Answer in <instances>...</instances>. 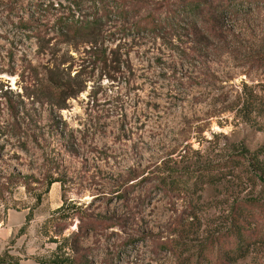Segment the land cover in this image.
<instances>
[{
    "label": "rangeland",
    "instance_id": "rangeland-1",
    "mask_svg": "<svg viewBox=\"0 0 264 264\" xmlns=\"http://www.w3.org/2000/svg\"><path fill=\"white\" fill-rule=\"evenodd\" d=\"M143 1L179 10L176 0ZM67 5L0 0V263L184 264L218 227L227 197L257 191L220 183L189 194L168 181L238 146L264 147V118L247 123L238 112L243 86H264V68L254 64L264 51V10L234 5L219 25L225 38L209 40L191 39L182 24L157 37L116 34L136 18L112 19L103 39H120L105 45L120 47L122 74L111 81L85 69V90L55 112L21 96L28 67L53 58L37 37L61 39L57 18L90 14ZM66 48L53 49L60 56ZM232 264H264V245Z\"/></svg>",
    "mask_w": 264,
    "mask_h": 264
},
{
    "label": "trees",
    "instance_id": "trees-1",
    "mask_svg": "<svg viewBox=\"0 0 264 264\" xmlns=\"http://www.w3.org/2000/svg\"><path fill=\"white\" fill-rule=\"evenodd\" d=\"M67 4L68 8L71 7L76 12L88 10L90 14L75 19V12L72 11L74 14L69 17L57 18L54 25L55 36H61V39L37 37L36 44L39 50L45 48L42 55H52L53 58L52 60L46 58L28 67L30 81L25 83L26 87L21 96L26 100L31 99L40 105L48 106L55 112L66 109L67 101L85 90V83L90 80L89 77L82 75L85 69L89 67L98 69L111 81L116 79V74H122L124 66L120 47L116 45L109 48L105 45L107 40L114 42L120 39H103L107 32L104 30L106 23L112 19L124 24L131 20V14L136 18L132 24L119 27L115 31L116 34L132 30L137 34L144 33L157 37L166 28L172 30L182 24L191 39L209 40L225 38V32L221 31L219 25H222L225 14L235 13L234 5L245 6L248 11L264 10V0H176L175 7L179 10L167 9L168 11L164 13L163 8H169L165 4L156 2L150 5L143 0H67ZM167 12H172V16ZM164 21H168L165 26ZM51 32L54 35V32ZM39 33L47 34V30ZM59 45L68 46L60 56L58 50L53 49ZM70 50L77 55L76 59L69 53ZM254 60L256 66L264 68V51L254 57ZM74 67L75 73L70 76ZM256 87L243 86L241 91L243 102L238 112L247 123L250 121L258 123L264 118V86H261V91H255ZM8 110L10 114H16L12 104L8 105ZM171 176L168 189L179 190L178 184L181 183L183 190L181 192L189 194L202 190L204 186L220 183L230 190H235L242 183L250 185L253 190L257 189L255 194L250 193L244 197H240L235 191L227 197L225 215L218 218V227L199 243L195 254L185 257L184 264H192L190 259L193 256L194 263L198 264L200 262L232 264L248 257L257 245H264V147L249 151L238 146L224 159L183 170L181 176L174 174ZM190 181L193 183L189 189ZM53 182L54 180L49 181L48 186ZM162 184L163 180L160 179L158 186ZM163 190H166L165 185ZM61 211L62 208L57 212ZM163 246L165 245L159 247ZM166 247L172 255L178 253L172 245ZM56 259L51 258L47 263L40 260L37 263L70 264V259H65L63 263ZM1 260L0 258V262Z\"/></svg>",
    "mask_w": 264,
    "mask_h": 264
}]
</instances>
